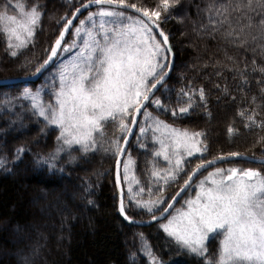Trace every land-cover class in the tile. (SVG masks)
Segmentation results:
<instances>
[{"label":"trees","instance_id":"obj_1","mask_svg":"<svg viewBox=\"0 0 264 264\" xmlns=\"http://www.w3.org/2000/svg\"><path fill=\"white\" fill-rule=\"evenodd\" d=\"M16 2L11 0L12 5ZM20 2L29 8L39 3L43 18L33 42L20 50L16 57L11 56L6 37L0 34V80L33 75L47 58L55 36L66 22L61 17L70 18L73 11L86 0ZM133 2L154 7L158 0ZM222 2L228 4L231 12L236 0H179L170 13H162L167 18L162 19L159 26L169 37L175 61L170 75L156 95H163L166 103L171 97L172 105L175 106L177 92L189 90L190 84L192 89H205L206 104L199 102L197 94L196 106L186 116L174 119L170 111L159 115L177 127L203 132L209 149L204 154L206 160L231 152L264 158V127H245L249 123L247 116L252 115L253 111L257 113L256 123L264 122V93L261 91L264 83H257V80L264 81V76L259 71L252 72L253 59L257 65L264 66V52L258 47L264 44V39H251L252 35L260 36V28L254 24L251 29L245 28L244 33H241V38L248 40L246 46L240 47L239 42L233 44L227 40L226 34L232 27L239 31L241 24H247V20H241L237 12H231L228 22L217 23L213 31L214 26L208 19V8L215 4L223 11ZM5 3L6 0H0V8ZM90 11L95 12L96 7ZM8 14L19 15L12 8ZM213 18L217 21L221 19L215 15ZM157 38L160 39L158 35ZM54 66L55 63L36 81L0 88V159L6 162L5 166L0 167V264H24L25 256L29 258L30 264H149L148 258L140 252L141 233L164 264H204L201 258L178 248L159 228L160 221L149 226H136L122 220L118 213L114 155L100 150L84 156L74 151L72 156L76 157L75 160L70 161L68 154H62L56 168L52 170L36 163L37 157L47 156L53 151L58 131L46 130V134H41L44 124L32 115L28 101L16 97L23 87L35 90L48 84L47 77ZM245 66L248 68L245 75L249 83L241 90L238 73L229 69H243ZM4 94L8 95L11 103L5 100ZM253 96L256 97L255 103H252ZM44 99L47 101L51 97L45 94ZM148 110L154 115L158 114L152 106ZM241 110H246L244 117L239 115ZM230 126L237 130L235 134H229ZM106 131L108 137L114 133L119 135L112 124L107 125ZM138 131L139 126L128 144L125 156L129 157L130 153L133 162L134 192L138 193L140 187L145 188L144 193L136 198L148 199L147 188L157 187L155 178L151 176L153 167L159 170L168 165L161 157L154 159L150 156V149L153 152L158 149L157 145L152 143L146 148L140 147L137 142ZM140 143L146 142L142 139ZM19 147H24L26 151L16 159V149ZM188 159L190 163L186 167L187 172H190L200 161L196 157ZM225 163L223 167L264 169V165L243 160ZM121 171L123 173V168ZM187 172L178 183L166 186L163 194L166 202L159 206L156 215L163 211L165 204L183 185ZM122 177L121 183H125ZM124 183L123 198L127 215L138 221L151 218L146 210L138 208L135 201L129 199L126 189L128 183ZM189 191L191 189L178 203ZM156 195L158 193H154L153 198ZM218 239L214 238L208 244L210 252L215 251ZM132 254H135L134 259L131 258Z\"/></svg>","mask_w":264,"mask_h":264},{"label":"snow or ice","instance_id":"obj_2","mask_svg":"<svg viewBox=\"0 0 264 264\" xmlns=\"http://www.w3.org/2000/svg\"><path fill=\"white\" fill-rule=\"evenodd\" d=\"M178 3L179 0H158L154 7H149L133 0H86L73 11L71 19L61 17V20L67 22L51 45L47 59L35 69L34 74L39 75L45 71L57 56L76 51L57 63L50 73V84L35 90L23 87L16 97L28 101L32 115L44 124L41 134H46V130L58 131L53 151L47 156L37 157L36 163L52 170L56 168L62 154H68L72 161L76 159L72 156L74 151L87 156L103 150L105 154L110 153L116 157V187L120 189L121 165L123 179L131 185L128 175L133 163L131 155L129 153L127 160H123L122 156L128 151L127 145L133 129L139 126L137 142L140 147H147L146 143L140 141H147L150 134L153 145H159L153 151L154 159L162 157L168 167L159 170L153 167L151 176L155 178L157 187L147 188L148 199L136 198L144 193V187H140L139 192L135 193L131 186L129 199L134 200L138 208L146 210L153 221L166 218V222L160 223L159 228L178 248L201 258L204 264H264L262 170L235 166L227 169L214 168L197 185L195 198L190 197L184 202L185 207L165 217L174 207L173 203L168 202V207L163 209L160 216L155 214L159 206L166 202L163 195L166 186L178 183L187 172L186 166L190 163L188 158L196 157L200 162L187 172L183 186L172 196V201L191 189L196 175L214 167L218 162L243 160L264 165V159L257 160L239 152L206 160L204 154L209 149L203 132L180 128L160 118L159 113L169 111L174 119L186 116L196 106L197 94L199 102L206 104L205 89H192L190 84L189 90L181 89L177 92L175 106L172 105L171 97H168L166 103L163 95H156L173 66V61L168 58L172 53L169 37L160 29L159 22L167 18L162 13H170ZM93 6L96 11H88L87 16L75 26L72 32L75 38L72 42L63 43L81 9ZM221 7L223 11L215 4L209 5L208 19L214 26L213 31L217 23L228 22L231 12H237L241 20H247V24H241L239 31L232 27L225 38L233 44L239 42V46L244 47L248 40L242 39L241 33H244L245 28L251 29L256 24L260 28V36L252 35L251 39H264V0H236L231 12L228 4L222 2ZM10 8L18 11L19 15H9ZM214 15L221 19L215 20ZM42 18L43 11L39 3H34L29 8L20 0L14 5L11 0H6L0 8V34L6 37L11 56L16 57L20 50L33 42ZM158 29V35L162 39H158L155 34ZM258 47L264 52V44H259ZM229 71L238 73L243 90V86L249 83L245 75L247 66L243 69L231 68ZM257 71L264 76V66L257 65L253 59L252 72ZM257 83L264 81L257 80ZM12 87L14 85L0 83V88ZM216 87L219 88V85ZM261 91L264 93V88ZM45 94L51 99L46 101ZM4 97L11 103L7 94ZM255 101L256 97L253 96L252 103ZM149 106L158 114L150 112ZM245 111L241 110L239 115L244 117ZM256 115L253 111L252 115L247 116L249 123L245 124L246 128L253 125L264 127V122L256 123ZM141 116L143 119H140ZM108 124H112L119 135L114 133L108 137ZM236 131L231 126L228 128L230 135ZM25 151L24 147L17 148L16 159ZM5 164L0 159V167ZM154 193H158L155 198ZM119 212L125 221L137 223L127 215L122 193ZM139 236L140 252L148 258L149 264H164L154 254L143 234ZM217 237L219 239L215 251L210 252L208 244ZM131 258L134 259L135 254ZM23 259L24 264H30L27 256Z\"/></svg>","mask_w":264,"mask_h":264},{"label":"rangeland","instance_id":"obj_3","mask_svg":"<svg viewBox=\"0 0 264 264\" xmlns=\"http://www.w3.org/2000/svg\"><path fill=\"white\" fill-rule=\"evenodd\" d=\"M95 8V7H94ZM91 9H93V8H91ZM91 9H89V10H87V11H85L84 13H82L77 19H76V22H75V24H74V27H72L71 28V30L69 31V33H68V35L66 36V40L63 42V43H71L72 42V40L75 38L73 35H72V32L74 31V29H75V25H76V23L77 22H80V20H82V17L83 16H87V13H88V11H90ZM84 17V18H85ZM83 18V19H84ZM64 23H66V22H64ZM63 23V24H64ZM63 24H62V26H63ZM63 28V27H62ZM61 28V29H62ZM61 29H59V31H58V33H57V35L55 36V39L58 37V35H59V32L61 31ZM55 39H54V41H55ZM53 41V42H54ZM76 50H73V52H70V53H64L63 55H60V56H57L56 57V59H55V61H54V63H55V66H54V68L52 69V72H53V70L55 69V67H56V65H57V63L58 62H60V61H63V60H65L66 58H68V57H70L71 55H73V53L75 52ZM169 58V57H168ZM47 70V69H46ZM51 70V69H50ZM51 72V73H52ZM39 78V77H38ZM48 79H47V81H48V84H50L49 83V81H50V75L47 77ZM37 80V79H36ZM35 80V81H36ZM141 119H143V117L141 116ZM139 132V131H138ZM134 142L136 143V139L134 140ZM146 143H147V145L148 144H152V140H151V137L150 136H148V139H147V141H145ZM157 148H159V145H157ZM154 151V150H153ZM150 156L151 157H153V152H152V150L150 149ZM129 157H126L125 155H124V157H123V160H127ZM162 158V157H161ZM162 160H163V158H162ZM164 161V160H163ZM165 162V161H164ZM166 163V162H165ZM223 165H226V163L225 162H221V163H219V164H216L214 167H210V168H208L207 170H204L203 172H201L198 176H197V178L195 179L196 181H195V183H194V185H193V187L191 188V191H189L184 197H183V199L178 203H176V205L173 207V209L171 210V212L168 214V215H171V214H173L176 210H178V209H181L182 207H185V204H184V202L187 200V199H189L190 197L191 198H195V196H196V192H197V185L199 184V182L204 178V177H206L207 176V174H208V172H211V171H214V168H224V169H227V168H229V167H223ZM122 168H123V166L121 165V168H120V171L122 170ZM255 169H259V170H262V171H264V169H262L261 167H254ZM120 175L121 176H123V173H122V171L120 172ZM128 175H129V180L131 181V185L128 183V182H125V183H128L127 185H126V189L128 190V192H129V187L131 186L132 188H133V184L135 183V179H134V174H133V171H132V168H131V166H130V169H129V173H128ZM122 180H123V177H122ZM122 183H124V182H122ZM122 183H121V185H122ZM124 183V184H125ZM193 184V183H192ZM122 190H123V187H122ZM181 199V198H180ZM167 204V203H166ZM166 204H165V206H166ZM164 206V207H165ZM167 215V216H168ZM166 216V217H167ZM166 222V218L165 219H163L162 221H160L158 224H160V223H165ZM162 230V229H161ZM163 232V231H162ZM164 233V232H163ZM166 235V234H165ZM167 236V235H166ZM169 238V237H168ZM175 243V242H174ZM176 244V243H175Z\"/></svg>","mask_w":264,"mask_h":264},{"label":"water","instance_id":"obj_4","mask_svg":"<svg viewBox=\"0 0 264 264\" xmlns=\"http://www.w3.org/2000/svg\"><path fill=\"white\" fill-rule=\"evenodd\" d=\"M95 6H93L92 8H94ZM91 9V8H90ZM87 10H89V9H81V12L80 13H78L77 14V18L82 14V13H84L85 11H87ZM129 12H131V10H128ZM72 18V16L69 18V19H71ZM76 18V19H77ZM76 19L74 20V23H73V25L71 26V28L74 26V24H75V22H76ZM71 28H70V30H71ZM69 30V31H70ZM69 33V32H68ZM68 33H66V36L68 35ZM158 33H159V29L156 31V34L158 35ZM66 36H65V38H66ZM158 37H159V35H158ZM160 38V37H159ZM160 39H162V38H160ZM64 42V41H63ZM51 52V51H50ZM50 54V53H49ZM55 59L56 58H54V60H53V62L48 66V67H50L53 63H54V61H55ZM169 59L171 60V61H173V66H174V61H175V59H174V52H173V50H172V53H170L169 54ZM173 66H172V68H171V71H172V69H173ZM171 71H170V73H171ZM44 72V71H43ZM43 72H41L39 75H32V76H29V77H18V78H9V79H3V80H0V83H6V84H16V83H23V82H31V81H35L36 79H38V77L43 73ZM170 73L168 74V76L170 75ZM167 76V77H168ZM166 77V78H167ZM135 130H136V127L133 129V133L130 135V137H129V141H128V144H129V142L131 141V139H132V137H133V135H134V133H135ZM122 143H124V141H122ZM127 147H128V145H127ZM126 153V152H125ZM125 153L123 154V156H122V159H123V157H124V155H125ZM245 155V154H244ZM226 157L228 156V155H225ZM245 156H248V155H245ZM256 158V157H255ZM257 160H261V159H264V158H256ZM219 163H221V162H218L217 164H219ZM210 168V167H209ZM201 172H203V171H201ZM200 172V173H201ZM116 173H117V169H116V161H115V166H114V177H115V183H116ZM199 173V174H200ZM198 174V175H199ZM198 175H196L195 176V178L198 176ZM195 178H194V180H195ZM193 180V181H194ZM193 181H192V183H193ZM116 190H117V197H118V213H119V215H120V212H119V204H120V199H121V193L123 194V190H122V185H120V189H117V187H116ZM180 190V189H179ZM178 190V191H179ZM187 191V190H186ZM186 191H184L179 197H177V200L176 201H172V199L169 201V202H171V203H173L174 204V206L176 205V203L180 200V198L185 194V192ZM166 207H168V204H167V206ZM165 207V208H166ZM173 209V208H172ZM172 209H170V211H169V213L171 212V210ZM163 212V211H162ZM169 213H166L165 214V217L169 214ZM157 216H160V214H158ZM120 217L122 218V220L123 221H125L124 220V218L120 215ZM161 220H163V219H161ZM161 220H159V221H161ZM135 221H137V223H129L128 221H125L127 224H129V225H136V226H149V225H151V224H153V223H155V222H159V221H153L151 218L150 219H147V220H143V221H138V220H135Z\"/></svg>","mask_w":264,"mask_h":264},{"label":"bare ground","instance_id":"obj_5","mask_svg":"<svg viewBox=\"0 0 264 264\" xmlns=\"http://www.w3.org/2000/svg\"><path fill=\"white\" fill-rule=\"evenodd\" d=\"M71 16H72V15H71ZM66 22H67V21H66ZM73 27H74V26H73ZM58 36H59V35H58ZM64 41H65V40H64ZM53 43H54V42H53ZM50 51H51V50H50ZM49 53H50V52H49ZM48 55H49V54H48ZM47 57H48V56H47ZM168 57H169V56H168ZM46 59H47V58H46ZM33 75H34V74H33ZM31 76H32V75H31ZM24 77H29V76H24ZM196 178H197V177H196ZM196 178H195V179H196ZM194 181H195V180H194ZM194 181H193V182H194ZM191 185H192V184H191ZM182 186H183V185H182ZM180 188H181V187H180ZM185 193H186V192H185ZM175 194H176V193H175ZM170 200H171V199H170ZM170 200H169V201H170ZM167 204H168V203H167ZM166 206H167V205H166ZM166 206H165V207H166ZM149 219H150V218H149Z\"/></svg>","mask_w":264,"mask_h":264}]
</instances>
